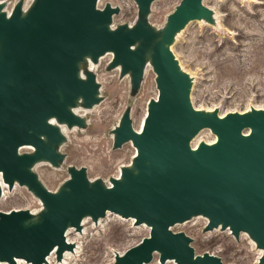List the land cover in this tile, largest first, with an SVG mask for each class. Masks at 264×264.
Segmentation results:
<instances>
[{"label":"water","instance_id":"obj_1","mask_svg":"<svg viewBox=\"0 0 264 264\" xmlns=\"http://www.w3.org/2000/svg\"><path fill=\"white\" fill-rule=\"evenodd\" d=\"M139 1L145 6L150 0ZM96 2L42 0L39 9L25 17L19 16L18 8L8 17L0 13V171L4 181L37 185L26 169L32 158L16 151L28 143L37 156H55L40 137H58L46 117L79 122L67 105L79 96L89 103L90 92L96 89L92 78L82 81L76 75L75 63L85 53L97 57L113 50L116 61L139 72L140 53L130 46L145 31L141 27L126 33L108 31L102 25L110 21L113 9L98 10ZM203 10L199 0H183L169 26L197 18ZM154 65L159 95L149 107L142 130L135 132L128 122L119 130L120 139H132L139 158L149 164L139 163L135 177L126 171L122 183L115 181L114 187L105 190L98 185L88 189L83 172H75L69 181L70 194L53 195L38 188L47 211L36 225L23 227L26 211L0 212L1 259L16 257L41 264L54 246L60 254L70 248L63 236L65 226L71 223L79 229L84 212L95 218L111 211L150 225L148 237L114 264L148 263L154 252H159L161 263L174 258L176 264H222L217 255L196 254L188 237L169 230L199 210L211 217V224L222 222L233 232L259 219L255 234L264 246V111L201 115L189 100L187 81L172 54L157 51ZM203 127L218 134V142L191 148L189 140ZM245 127L250 128L248 135L242 132Z\"/></svg>","mask_w":264,"mask_h":264},{"label":"rangeland","instance_id":"obj_2","mask_svg":"<svg viewBox=\"0 0 264 264\" xmlns=\"http://www.w3.org/2000/svg\"><path fill=\"white\" fill-rule=\"evenodd\" d=\"M182 2L150 0L142 6L139 0H97L98 10L113 9L110 21L102 25L108 31L126 33L138 27L145 31L146 35L130 46L140 53V70L125 68L110 49L97 57L85 53L76 61L77 78H92L96 86L95 100L87 103L79 96L67 105L79 122L52 116L49 122L62 130L60 135L56 139L46 134L41 137L54 149L53 158L37 156L34 148L19 150V155L32 158L26 169L37 185L31 187L17 179L4 185L0 212L26 211L29 215L22 219L23 227L36 225L47 211L38 188L53 195L70 194L69 181L75 172H83L88 189L95 185L108 189L124 172L143 163L133 142L120 139L119 130L125 122L134 131L140 130L151 103L158 98L157 51L172 54L178 72L187 81L189 100L201 115L224 117L264 111V0H199L204 10L197 18L169 26ZM41 3L0 0V13L8 17L18 8L19 16L25 17L36 12ZM2 53L1 40L0 56ZM249 131V127L242 129L244 134ZM214 138L212 129L203 127L191 137L189 146L212 143ZM81 218L79 229L68 223L70 248L54 253L47 264H114L150 231L145 221L136 223L135 218L111 211L95 218L84 212ZM169 230L188 237L196 254L217 255L222 264H264V246L253 225L233 232L230 226L211 224V217L199 210ZM159 255L154 252L151 261L143 264H176L168 259L161 263Z\"/></svg>","mask_w":264,"mask_h":264},{"label":"bare ground","instance_id":"obj_3","mask_svg":"<svg viewBox=\"0 0 264 264\" xmlns=\"http://www.w3.org/2000/svg\"><path fill=\"white\" fill-rule=\"evenodd\" d=\"M97 3V2H96ZM8 15V14H7ZM9 16V15H8ZM109 50V49H108ZM106 51V50H105ZM105 51H103L102 52V54L105 52ZM107 52V51H106ZM112 52H114V51H112ZM102 56V55H101ZM76 64V63H75ZM93 68V67H92ZM95 95H96V92L95 91H91L90 92V96H91V101H93V100H95ZM76 99L77 98H74L73 99V102L74 101H76ZM158 99V98H157ZM84 100V99H83ZM78 101V100H77ZM90 101V102H91ZM70 105V104H69ZM70 107H68L67 108V110L69 111V113H71L74 117L76 116L73 112H71L70 110L71 109H69ZM79 108V107H78ZM76 109V108H75ZM147 115H148V112L146 113ZM206 116H208V115H206ZM213 116V115H212ZM81 117V116H80ZM52 116L50 115V116H48V117H46L44 120H45V122L47 123V124H49V125H51V123L49 122V121H52ZM76 119H78L77 117H75ZM47 119H48V121H47ZM61 120H65V119H61L60 118V121ZM144 122H145V120H144ZM144 122H143V124H144ZM69 123V122H68ZM62 124V123H61ZM52 127H53V129L55 130V132H56V134H57V136H59L60 135V131H62V130H58L55 126H53V125H51ZM73 126V125H72ZM61 127V126H60ZM142 128H143V125H142V127L140 128V130H138L137 131V133H139L141 130H142ZM211 129V128H210ZM136 132V131H135ZM250 132V131H249ZM249 132L247 133V134H245V135H248L249 134ZM63 133V132H62ZM40 136V135H39ZM41 137V136H40ZM42 138V137H41ZM43 139V138H42ZM218 140H219V136H218V134H216L215 133V138H214V141L212 142V143H208V145H212V144H216L217 142H218ZM133 142V140L132 139H130V142ZM45 142V141H44ZM57 142V141H56ZM55 142V143H56ZM48 144V143H47ZM134 144V143H133ZM47 148H49L50 150H54L53 148H51V147H49V146H47V145H45ZM199 146V145H198ZM198 146H194V147H192L193 149H196V148H198ZM134 147H136L135 146V144H134ZM22 148H28V149H32V148H34V146L32 145V144H28V143H24V144H21V145H19V147L17 148V154L19 155V150H21ZM136 149H137V147H136ZM137 152H138V149H137ZM21 156V155H20ZM140 159V158H139ZM143 161V163L144 164H149V161L147 160V159H143L142 160ZM30 169V168H29ZM140 172V167L139 166H136V168H134V169H132L129 173L131 174V176L132 177H135L138 173ZM1 171H0V189L4 186V185H6L8 182H6V181H4L3 179H2V177H1ZM18 180V179H17ZM123 180H124V176L121 178V179H119V181L122 183L123 182ZM118 181V180H117ZM13 182H14V180H13ZM28 185V184H27ZM103 189V188H102ZM105 190V189H104ZM41 200V199H40ZM108 212V211H107ZM114 213V212H113ZM28 217V216H27ZM130 219H133L134 220V218L133 217H131ZM24 220V219H23ZM23 220L21 221V224H22V222H23ZM81 221H82V218H81ZM143 223V222H142ZM146 223V222H145ZM260 223V221H259V219H257V220H254V221H251L250 223H249V225L251 226V225H253L254 227H255V229L258 227V224ZM82 224H84L83 223V221H82ZM218 225L219 224H222V225H224L222 222H220V223H217ZM35 225V224H34ZM73 226V225H72ZM170 228V227H169ZM70 233H71V231H70V227H69V224H67L66 226H65V228H64V231H63V236H64V240H65V242L67 243V244H69V245H71L72 243H71V239L68 237L69 235H70ZM57 252V246H54L46 255H45V258H44V260H43V262L41 263V264H47L48 263V260L50 259V257L54 254V253H56ZM59 254V253H58ZM65 256L67 257V256H69L68 254H65ZM262 258V257H261ZM1 261H3V262H6L7 264H21V262H25L26 264H32V262L31 261H28V260H25V259H22V258H16V257H14L13 258V260L11 261V260H2V259H0ZM168 260H172V261H174L175 262V259L174 258H169ZM167 260V261H168ZM2 262V263H3ZM24 264V263H23Z\"/></svg>","mask_w":264,"mask_h":264}]
</instances>
